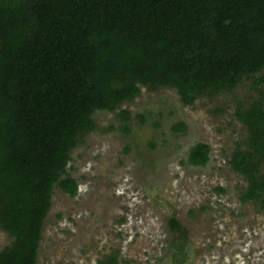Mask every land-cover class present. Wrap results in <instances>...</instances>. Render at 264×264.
<instances>
[{
  "label": "trees",
  "instance_id": "trees-1",
  "mask_svg": "<svg viewBox=\"0 0 264 264\" xmlns=\"http://www.w3.org/2000/svg\"><path fill=\"white\" fill-rule=\"evenodd\" d=\"M139 61L151 69L132 73ZM263 70L264 0H0V229L12 238L0 264H35L53 187L76 192L65 167L95 129L92 113L131 101L141 84L172 88L189 105L252 78L258 96L234 111L245 145L227 163L246 182L239 200L264 216ZM117 115L128 131V112ZM208 152L194 142L186 163L203 166ZM168 225L171 264H181L186 236L173 217ZM96 264H119L116 251Z\"/></svg>",
  "mask_w": 264,
  "mask_h": 264
},
{
  "label": "rangeland",
  "instance_id": "rangeland-1",
  "mask_svg": "<svg viewBox=\"0 0 264 264\" xmlns=\"http://www.w3.org/2000/svg\"><path fill=\"white\" fill-rule=\"evenodd\" d=\"M150 69L140 61L131 66L132 73ZM251 79L189 105L172 88L141 84L114 111H94L95 129L72 148L65 167L76 192L53 187L35 264H96L111 251L119 264H171L177 233L170 217L186 236L181 264H264L263 213L239 200L246 182L227 163L245 145L247 132L234 111L236 101L245 106L258 96ZM118 110L128 112V131ZM178 121L185 130L172 132ZM194 142L209 147L203 166L186 163ZM11 240L0 229V250Z\"/></svg>",
  "mask_w": 264,
  "mask_h": 264
}]
</instances>
